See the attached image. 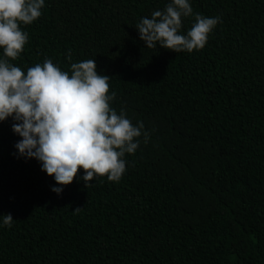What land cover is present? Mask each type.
I'll use <instances>...</instances> for the list:
<instances>
[{
	"label": "trees",
	"instance_id": "16d2710c",
	"mask_svg": "<svg viewBox=\"0 0 264 264\" xmlns=\"http://www.w3.org/2000/svg\"><path fill=\"white\" fill-rule=\"evenodd\" d=\"M169 2L45 0L21 25L28 42L11 63L70 73L95 59L110 106L149 139L119 182L86 187L80 169L57 194L41 162L19 155L15 121L0 122V216L14 218L0 219V264H264V0H189L222 20L206 46L148 49L135 26Z\"/></svg>",
	"mask_w": 264,
	"mask_h": 264
},
{
	"label": "clouds",
	"instance_id": "9594fccd",
	"mask_svg": "<svg viewBox=\"0 0 264 264\" xmlns=\"http://www.w3.org/2000/svg\"><path fill=\"white\" fill-rule=\"evenodd\" d=\"M44 5L45 0H0V122L15 121L12 130L22 138L15 145L19 155L41 162L42 171L61 186L52 188L55 193L72 184L80 169L86 187L94 177L119 182L127 170L125 155L136 153L141 137L147 144L149 133L142 122L133 124L123 109L118 114L110 106L116 98L115 92L109 94L112 77L98 73L95 59L71 63L70 73L51 59L26 73L10 62L28 42L21 25L38 20ZM192 16L195 22L184 34L182 21ZM219 23V16L194 14L189 0H171L135 27L148 49L191 53L206 46ZM0 219L12 227L11 214Z\"/></svg>",
	"mask_w": 264,
	"mask_h": 264
}]
</instances>
